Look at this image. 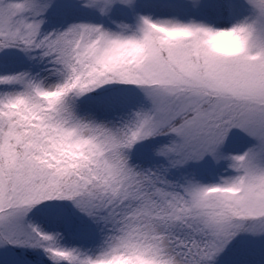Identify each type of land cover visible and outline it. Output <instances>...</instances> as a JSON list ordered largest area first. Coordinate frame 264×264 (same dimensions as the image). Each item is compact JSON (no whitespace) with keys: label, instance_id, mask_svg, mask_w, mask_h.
I'll return each mask as SVG.
<instances>
[{"label":"snow or ice","instance_id":"obj_1","mask_svg":"<svg viewBox=\"0 0 264 264\" xmlns=\"http://www.w3.org/2000/svg\"><path fill=\"white\" fill-rule=\"evenodd\" d=\"M0 264H264V0H0Z\"/></svg>","mask_w":264,"mask_h":264}]
</instances>
